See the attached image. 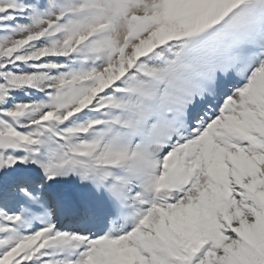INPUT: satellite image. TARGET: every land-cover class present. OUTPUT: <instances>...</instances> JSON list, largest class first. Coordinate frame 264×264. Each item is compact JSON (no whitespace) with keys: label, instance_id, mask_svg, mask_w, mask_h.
<instances>
[{"label":"snow or ice","instance_id":"snow-or-ice-1","mask_svg":"<svg viewBox=\"0 0 264 264\" xmlns=\"http://www.w3.org/2000/svg\"><path fill=\"white\" fill-rule=\"evenodd\" d=\"M0 264H264V0H0Z\"/></svg>","mask_w":264,"mask_h":264}]
</instances>
